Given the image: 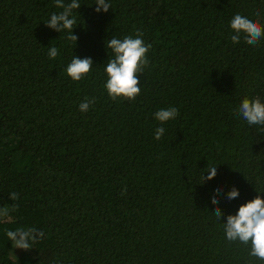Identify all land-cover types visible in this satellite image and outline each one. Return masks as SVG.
Instances as JSON below:
<instances>
[{
    "label": "trees",
    "instance_id": "1",
    "mask_svg": "<svg viewBox=\"0 0 264 264\" xmlns=\"http://www.w3.org/2000/svg\"><path fill=\"white\" fill-rule=\"evenodd\" d=\"M80 3L76 45L45 24L54 0H0V264H264L226 240L211 202L221 186L226 223L264 190V126L236 113L264 99V39L230 38L237 12L264 22V0ZM137 30L152 45L141 92L113 100L105 41ZM75 55L94 61L80 81L66 72ZM168 107L179 115L161 124ZM207 164L217 174L203 183ZM29 227L44 238L16 248L6 232Z\"/></svg>",
    "mask_w": 264,
    "mask_h": 264
},
{
    "label": "clouds",
    "instance_id": "2",
    "mask_svg": "<svg viewBox=\"0 0 264 264\" xmlns=\"http://www.w3.org/2000/svg\"><path fill=\"white\" fill-rule=\"evenodd\" d=\"M54 2L55 7L60 11L53 12L45 24L59 33L66 31V39L77 45L79 37L74 34V29L77 27H74L77 23L74 11L81 7L80 0H54ZM95 5L98 13L101 10L108 12L112 8L110 0H95ZM230 28L233 32L230 38L234 44H239L242 36L244 42L252 46L258 45L264 39V22L249 14L235 13L230 20ZM105 47L109 58L104 69L107 74L104 88L113 100L120 97L134 100L141 92L139 76L150 63L147 53L152 45L146 44L143 33L137 30L135 36L127 35L122 39L111 36L106 39ZM58 55L57 47L49 48L50 59H55ZM93 64L91 57L81 58L75 55L66 67L67 75L74 81H80L92 71ZM95 102V97L91 99L86 97L79 105L80 111L87 112ZM236 113L249 125L264 126V99L260 96L244 97ZM178 115L179 109L176 107L161 108L154 113L155 119L161 124L175 119ZM164 132V127H158L155 131V139H161ZM217 167L207 164V171L202 176L203 183L216 176ZM255 189L258 193L255 198L241 204L235 214H229L226 223L222 222L224 212L219 203L223 191L221 186L214 190L211 202L216 205L213 213L216 220L222 224L226 240L245 246L248 248L249 257L264 261V190H258L256 187ZM239 195V188L233 186L227 192L226 199L230 201L238 198ZM18 196L16 192L10 193V199L13 201L17 200ZM8 211L6 207L0 209V216H7ZM44 235L43 230L35 227L18 228L6 232L7 238L16 248L25 250L32 249V245L38 239L44 238Z\"/></svg>",
    "mask_w": 264,
    "mask_h": 264
}]
</instances>
